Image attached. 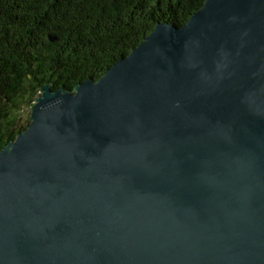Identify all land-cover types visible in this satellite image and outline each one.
Segmentation results:
<instances>
[{
	"label": "water",
	"instance_id": "1",
	"mask_svg": "<svg viewBox=\"0 0 264 264\" xmlns=\"http://www.w3.org/2000/svg\"><path fill=\"white\" fill-rule=\"evenodd\" d=\"M0 264H264V0L44 86L0 152Z\"/></svg>",
	"mask_w": 264,
	"mask_h": 264
},
{
	"label": "trees",
	"instance_id": "2",
	"mask_svg": "<svg viewBox=\"0 0 264 264\" xmlns=\"http://www.w3.org/2000/svg\"><path fill=\"white\" fill-rule=\"evenodd\" d=\"M205 0H0V152L30 125L44 86L74 92L127 58L159 24Z\"/></svg>",
	"mask_w": 264,
	"mask_h": 264
}]
</instances>
